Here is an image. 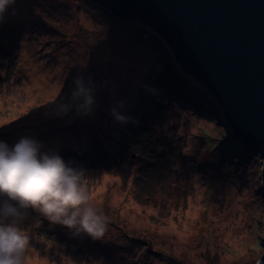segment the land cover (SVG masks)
<instances>
[{
	"label": "rangeland",
	"instance_id": "374dc122",
	"mask_svg": "<svg viewBox=\"0 0 264 264\" xmlns=\"http://www.w3.org/2000/svg\"><path fill=\"white\" fill-rule=\"evenodd\" d=\"M110 14L91 0H13L0 16V141L28 137L50 154L64 140L55 151L109 218L94 240L5 197L20 216L3 222L29 236L24 264H257L264 159L216 165L215 100L173 95L169 47ZM80 122L96 140L81 161L67 146L84 139L65 129Z\"/></svg>",
	"mask_w": 264,
	"mask_h": 264
},
{
	"label": "water",
	"instance_id": "95a60500",
	"mask_svg": "<svg viewBox=\"0 0 264 264\" xmlns=\"http://www.w3.org/2000/svg\"><path fill=\"white\" fill-rule=\"evenodd\" d=\"M91 1L158 33L177 66L210 92L232 134L264 156V0Z\"/></svg>",
	"mask_w": 264,
	"mask_h": 264
},
{
	"label": "clouds",
	"instance_id": "9594fccd",
	"mask_svg": "<svg viewBox=\"0 0 264 264\" xmlns=\"http://www.w3.org/2000/svg\"><path fill=\"white\" fill-rule=\"evenodd\" d=\"M13 0H0V16ZM81 93L87 95L81 87ZM91 104V99H87ZM124 121V116H116ZM41 144L21 137L12 146L0 141V196L14 201L20 209L38 211L52 224L86 233L94 240L105 237L109 218L98 214L90 203L83 173L70 167L56 153L41 151ZM17 207L5 203L0 211V264H24L23 254L29 247V236L15 220L5 224L4 218L19 217Z\"/></svg>",
	"mask_w": 264,
	"mask_h": 264
},
{
	"label": "trees",
	"instance_id": "16d2710c",
	"mask_svg": "<svg viewBox=\"0 0 264 264\" xmlns=\"http://www.w3.org/2000/svg\"><path fill=\"white\" fill-rule=\"evenodd\" d=\"M106 12H108V11H106ZM110 16L115 20V22L117 24H119V22L127 23L129 25V27H130V25L132 26V29L134 31H138V32H140V34L145 32V33H147L148 36H150L149 38H151V39L157 38L159 41H161V42H163V44H165V42L161 39V37L158 35V33H156L155 31H152L149 27L145 26L143 23L135 21V20H130V21L123 20V19L117 18L113 14H110ZM165 45H167V44H165ZM169 56L172 57V55H169ZM172 58L173 59L172 60L170 59V61H171V65L175 69V71L173 73H171L170 75H167V76L169 79L168 82L170 84H173V90H174L173 95H177V94L179 95V93H181V95H183V97H185V101H187L188 103H191V101L195 97H196V100H197V98L198 99L201 98V96H203V93H205L209 96H212L210 94V92L207 89H205V87L203 85L198 84V83L195 86L190 85L188 83V80H189V77H191V76H188L185 72H183L181 70V68L177 66L174 57H172ZM166 60H165V62H166ZM162 64L164 66V62H162ZM166 68H171V67H166ZM174 92H176V94H174ZM197 96H199V97H197ZM215 103H216V101H215ZM141 111H143V110H141ZM136 112H138V111H136ZM66 120H67V118H65V121ZM223 120L224 119H220V121H218L219 132L217 133V135L213 136V137L206 135V139H205V146L207 147V151H208L207 154L213 158H218L216 165L221 166V165H223L224 161H227V162L230 161L235 165V163H236L235 160H237V159H239V160L244 159L245 162H249L251 160L257 161L260 158L264 159V156H262L261 153L254 152L252 150L249 151L247 148H245L244 145H242L241 142L235 137V135L232 134L228 124L226 122H224V124L222 123ZM73 124L74 123H72L71 125L68 124V126L65 127V129H68V130L71 129V131L72 130H75V131L78 130L77 137L73 141H75L77 139H84V140L83 141H77L78 145H75V146H70V144H69V146H67V148L70 151H72V149H75L74 152L81 150L82 153H81V156L79 159L80 161L85 157L90 158V153H93L92 144H94V141H92V140L89 141V139H91V138L94 139L95 135H93L92 134L93 131L90 129L88 130L87 126H85L82 122L77 123L76 127H74ZM83 130H85V135H84ZM54 131H56V129H54ZM88 131L90 132L89 135H88ZM82 132H83V135H82ZM90 135H91V137H90ZM63 142H65V141L62 140L57 146H55V148L51 147L49 145L48 147L51 149L50 154H52V153L59 154V153H57V151H55V149L58 150L59 147L64 146V145H62ZM65 145H67V144H65ZM41 150H43V148H41ZM60 156L64 159V156H62V155H60ZM64 160L66 162V159H64ZM147 170H148L147 171L148 173H151L154 171V169H150V168H148ZM153 176H150V177L153 179ZM6 202L8 203V201H6V199H5V197L0 196V204L4 205L3 203H6ZM14 207H16V206H14ZM9 218L10 217L7 218V221H9Z\"/></svg>",
	"mask_w": 264,
	"mask_h": 264
},
{
	"label": "bare ground",
	"instance_id": "6f19581e",
	"mask_svg": "<svg viewBox=\"0 0 264 264\" xmlns=\"http://www.w3.org/2000/svg\"><path fill=\"white\" fill-rule=\"evenodd\" d=\"M78 98V100L80 99V97H77Z\"/></svg>",
	"mask_w": 264,
	"mask_h": 264
}]
</instances>
